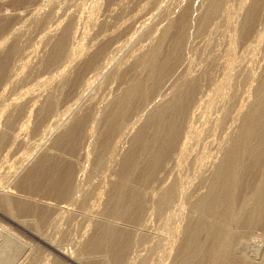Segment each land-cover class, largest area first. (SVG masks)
Returning a JSON list of instances; mask_svg holds the SVG:
<instances>
[{
  "label": "rangeland",
  "instance_id": "1",
  "mask_svg": "<svg viewBox=\"0 0 264 264\" xmlns=\"http://www.w3.org/2000/svg\"><path fill=\"white\" fill-rule=\"evenodd\" d=\"M212 1L199 0L192 8L177 72L160 78L146 107L127 118L112 149L97 161L103 155L98 136L106 105L145 72L152 49L193 0H0V235L6 230L13 239L8 264H176L192 204L208 191L206 181L231 147L264 76V1L248 36L242 26L255 0H221L218 12L200 28ZM65 33L63 55L51 64ZM185 81L192 83L194 95L168 163L158 169L157 179L140 187V224L121 215L106 219L121 179L138 187L121 173L136 135L149 113ZM48 99L54 107L42 114ZM84 117L78 140L58 145ZM45 152L73 168L72 201L40 193L37 179H24ZM170 187L175 198L162 209L158 202ZM4 194L12 195L11 210L2 202ZM31 200L63 210L41 221L26 205ZM113 220L129 227L128 233L103 250L90 246L100 221ZM231 225L240 240L235 245L225 239L224 254L233 251L234 264H264L263 225ZM119 239L130 241L122 259Z\"/></svg>",
  "mask_w": 264,
  "mask_h": 264
},
{
  "label": "bare ground",
  "instance_id": "2",
  "mask_svg": "<svg viewBox=\"0 0 264 264\" xmlns=\"http://www.w3.org/2000/svg\"><path fill=\"white\" fill-rule=\"evenodd\" d=\"M198 1L193 0L183 17L170 25L169 29L166 30L167 32H165L159 43L152 49V55L149 59H146L145 63L147 67L145 72L130 83L126 93L122 97L112 102L110 101L111 103L106 105L100 120L99 126L101 128L99 127L100 132L98 136L102 143L99 153H103V155L97 161L103 160L105 153L109 149H112L114 136L120 132L127 118L134 112L146 107L151 96L154 94H151L154 86L162 80L160 78L164 75V78L167 79V77L174 74L177 70L176 66L180 60L182 40L187 26L191 23L192 8L197 5ZM263 1L255 0L248 10L244 26H242L244 36L250 35L253 25L258 23L255 20L257 17L259 18L258 12L263 7H261ZM221 2V0L212 1L207 18L203 17L204 20L199 22L200 28L202 25H206L207 21L218 12ZM254 22L256 23L254 24ZM65 36H67V33L63 34L59 39L49 61L51 64L61 59L64 52L62 50L64 39H66ZM192 87L191 82H183L174 91L169 101L157 106L149 113L146 123L142 129L140 128L141 130L133 141V148L124 162V169L121 168L123 169L121 173L126 175V177L129 176L130 178L127 179H130L131 182H137L138 187L126 184L125 179L124 182L121 179L119 185H114L116 187H114L115 190H113L112 197L108 203L109 206L106 209L107 212H105L107 215L104 214L105 218L108 217L110 220V218L113 219V215H121V217H125L124 220L126 218L128 221L129 219L132 220L133 225L141 222L144 203H142L143 198L140 187L144 188L150 181L157 179L158 169H161L168 163L167 161H169L168 159L176 147L177 138L183 120L188 113L187 110L192 100V95H194ZM54 103V100L48 99L42 109V114L50 112L54 107ZM85 120L86 118L77 127H74L75 129L73 128L74 130L72 129L67 136L65 135L66 137H60L58 145L73 141L75 138L77 139L83 129L82 126ZM24 179L28 183L37 179L36 184L40 187V193H49L56 196V199L65 198L72 201L75 196L77 185L73 168L71 166H64L60 158L57 155H53L52 152L43 153ZM206 183L209 185L208 191L199 195L192 204V216L186 228V240L184 239L185 241L180 248L176 264H213L214 261L221 258L223 260L221 264H234L236 258L232 256V249L239 243L236 240L240 237H235L231 232V224L240 223L248 227L263 225L264 227V76L257 88L255 102L252 103L246 113H243L242 123L237 136L225 153L223 160L217 166L214 174ZM165 191V194L162 195L164 199L158 202L162 209L167 207L175 198L173 187L167 188ZM145 192H142L144 198ZM2 197L4 198L2 200L4 206L11 210L12 195L4 194ZM26 205L32 210L31 212L40 217L39 220L41 221L50 213H58L63 210L59 204L47 203V201H33L30 205ZM113 223H115L114 220ZM98 225L97 233L93 237V242L90 246L96 244L102 247V250L107 248L111 243L116 242L118 237L126 235L125 233H128L126 230L129 228L116 225V223L110 224L107 221H100ZM246 226L243 227L245 228ZM246 229L247 231L249 230L247 227ZM239 233L241 235L243 231ZM0 236V239H2V244L0 241V264H8L7 262H9L12 255L13 239L6 233V230L3 231V236L2 234ZM245 237L247 238V235ZM225 239H229L235 244L231 247V255L230 253L224 254L226 252L223 250L224 246H226ZM120 242L124 244L120 246V254L117 256L122 259L128 250V243L130 241L126 239ZM247 242L249 243V241ZM89 247L88 251L91 252L93 247L91 249ZM220 254H223L224 257ZM61 255L69 258L65 253H61ZM233 255L235 256V254ZM225 256L227 260H224ZM217 264H220V261Z\"/></svg>",
  "mask_w": 264,
  "mask_h": 264
}]
</instances>
